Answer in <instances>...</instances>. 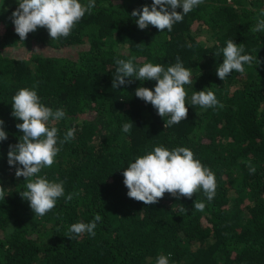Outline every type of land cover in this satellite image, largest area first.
<instances>
[{"label":"trees","instance_id":"16d2710c","mask_svg":"<svg viewBox=\"0 0 264 264\" xmlns=\"http://www.w3.org/2000/svg\"><path fill=\"white\" fill-rule=\"evenodd\" d=\"M145 4L152 0H95L68 37L50 40L38 28L22 41L11 18L17 0H0V119L8 137L0 141V264H156L169 253V264H264V32L251 31L264 18V0H203L171 32L139 29L130 14ZM230 39L261 64L222 81L216 70ZM132 57L137 68L151 62L165 69L180 58L192 73L184 86L187 119L165 128L170 117L135 96L140 86L154 90V80L112 88L115 60ZM33 86L41 103L66 113L50 124L59 139L75 129L74 139L58 144L55 163L37 174L63 181L65 189L43 217L21 197L26 181L7 159L22 135L12 97ZM203 89L223 107L192 105V94ZM124 123L132 124L129 133ZM161 145L187 147L213 171L211 201L202 189L191 199L165 193L153 205L127 196L124 168ZM194 201L204 210L196 211ZM181 204L186 213H179ZM97 213L94 237L66 236L73 223Z\"/></svg>","mask_w":264,"mask_h":264},{"label":"clouds","instance_id":"9594fccd","mask_svg":"<svg viewBox=\"0 0 264 264\" xmlns=\"http://www.w3.org/2000/svg\"><path fill=\"white\" fill-rule=\"evenodd\" d=\"M18 7L12 12V23L19 40L25 41L28 34L38 28L48 31L50 40H58L68 37L76 24L91 13L95 7V0H88L87 4L81 0H17ZM203 3V0H152L151 6L145 4L142 9H134L131 16L136 18L139 29L144 30L149 25L154 26L159 32L167 29L172 31L173 25L181 22L186 14L194 7ZM182 8V11H177ZM264 17V12L261 13ZM253 33L264 32V18L258 19L251 28ZM190 46V45H189ZM245 51L243 44H237L233 40L226 42L222 49L223 62L219 64L216 74L220 80H224L233 71L245 72V65L251 66L254 62L260 65L261 61ZM219 54V53H217ZM135 57L128 60L116 59L117 65L115 76L112 80V88L130 85L133 79L140 81H156L154 90L148 87H137L135 96L145 103H150L159 116L170 117L165 121V128L180 123L188 117L186 106L187 92L185 85L192 84V73L185 68L176 58V63L164 68L160 64L151 62L143 63L138 68L134 64ZM127 78V79H126ZM21 88L12 97V116L22 123H17V129L22 132L19 142L9 145L7 153L8 164L17 166L15 176L23 177L26 181V190L20 192L26 199L33 213L43 217L55 206L58 198L65 196L64 182H50L37 174L41 169L51 167L61 150L59 145L74 139L75 129H68L62 140L58 137V129L50 126L54 121L65 118L63 109L45 106L41 103L37 91ZM191 104L198 105L203 109L213 108L219 105L216 95L211 91H195L191 96ZM4 121L0 119V141L7 140V133L3 128ZM132 124L124 123L122 132L129 133ZM249 172L254 174L255 166L250 162L247 165ZM123 183L128 189L127 196L135 201L143 202L144 205H153L159 202L165 193L179 200L181 197L191 199L201 189L209 201L216 194V178L213 171L205 167L194 153L187 147H176L172 150L164 146H157L153 151L138 156L123 170ZM72 193L66 196L67 201L73 199ZM4 188L0 186V199L4 200ZM196 211H203L205 204L194 201ZM188 209L181 204L179 213H186ZM102 217L99 213L91 222H76L68 229L71 240L84 233L94 237L97 222ZM171 254H160L156 258V264H169Z\"/></svg>","mask_w":264,"mask_h":264}]
</instances>
